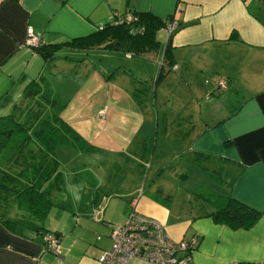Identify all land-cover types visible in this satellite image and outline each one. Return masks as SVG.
<instances>
[{
	"label": "crops",
	"instance_id": "obj_1",
	"mask_svg": "<svg viewBox=\"0 0 264 264\" xmlns=\"http://www.w3.org/2000/svg\"><path fill=\"white\" fill-rule=\"evenodd\" d=\"M132 10H149L166 23L177 21L178 26L171 34L166 24L163 27L167 31L163 46L170 36L175 64L169 72L183 68L185 79L179 74V80L192 79L194 71L208 68L221 75L215 89L224 88L221 90L226 91V98L239 95L235 100L238 103L230 114L205 122L188 149L220 155L242 165L243 169L230 192L238 200L257 208L261 215L250 228L236 229L217 223L209 216L193 219L192 213L181 215V211H171L170 206L157 199L156 190L161 178L153 182L154 186L144 187L147 190L137 189L136 192V186L131 185L132 190L125 193L129 207L132 208L134 200L137 209L159 219L173 239L197 238L188 264H264V0H0V101L8 93L13 102V95L18 98L21 94L20 76L23 73L27 77L35 76L42 68L41 56L26 42L29 26L43 42L63 41L93 31L98 25L110 21L115 11ZM95 50L109 51L92 48L86 54L83 50L63 48L61 57L52 62L49 74L57 75L58 67L62 73L63 67L73 69V66L81 65L82 68L89 62L86 55ZM115 52H119L115 56V76L109 78L115 82V101L120 103L123 100L127 104L131 101L140 108L142 117L143 114L148 115L146 125L154 126V132L145 133L144 123L135 139L153 136L158 133L157 121L163 123L167 116L153 109L156 95L144 106L137 102L131 78L138 76L137 71H141V67L149 65L152 60L148 55L150 51L142 54ZM65 54L72 58H85L75 61ZM223 79L226 80L225 87L219 85ZM66 83L57 86V91L64 95ZM192 98L196 100L189 102L197 103L198 94ZM107 112L106 106L97 115L106 119ZM173 139L177 141L176 137ZM129 147V150L121 149L118 154L137 150L138 145ZM61 152L73 154L70 149L59 146L57 154ZM193 167L201 175L203 171L199 166L194 164ZM109 174L103 183L94 181L93 177L82 185V193L86 188L93 191V205L110 193L113 184L115 188L122 184L118 173L111 171ZM114 176L115 182L112 183L109 179ZM97 185L101 188L99 194L94 190ZM127 185L130 186L129 183ZM226 190L227 193L228 187ZM96 210L93 213L87 211V214L71 211L68 215L56 212L55 223L51 221L49 226L44 225L49 233L59 236V253L49 250L42 236H33L30 229L19 226L13 230L0 222V264H98V256L111 247V227L124 223L130 211L128 208L120 211L119 216L115 211L114 217L112 212ZM97 213L100 214L98 218ZM127 264L154 263L137 256Z\"/></svg>",
	"mask_w": 264,
	"mask_h": 264
},
{
	"label": "trees",
	"instance_id": "obj_2",
	"mask_svg": "<svg viewBox=\"0 0 264 264\" xmlns=\"http://www.w3.org/2000/svg\"><path fill=\"white\" fill-rule=\"evenodd\" d=\"M132 11L137 16L134 22L107 21L87 34L73 36L63 41H41L39 45L32 46L42 58L41 70L32 77H27L24 73L20 76L21 94L16 100L11 102V96L8 93L2 96L0 101V222L10 229L14 230L23 226L30 229L33 236L41 235L42 238L49 233L50 231L41 221L47 217L53 206L66 207L64 203L52 197L53 191L62 189L63 182L57 148L70 146L78 151L96 150L93 144L85 140L60 116L68 98L53 88L48 76L52 62L61 57L59 51L65 48L83 50L87 54L89 49L102 48L142 54L146 51L162 49L159 69L151 83L137 79L135 76L131 77L135 83L133 96L141 106L146 105L149 99H154L156 85L175 64L171 37L169 36L163 47L157 38L158 30L163 28L166 22L149 10ZM135 26L143 28L141 31L132 33L130 29ZM64 56L75 61L85 58V56L72 58L67 54ZM160 122L157 121V127L160 123V128L165 130L166 122L162 123L161 120ZM134 144L138 145L137 150L123 152L124 161L130 163L137 161L139 168L142 167L140 173L144 174L146 162L156 146V137L155 135L139 136ZM188 152L186 159L199 166L215 183L228 187V192H216V189L200 188L199 185L183 202L182 209L189 210L185 213H192L193 219L209 216L213 221L228 225L232 229L253 226L261 215L260 211L238 200L230 192V187L243 169L242 165L209 152L198 150ZM176 163L178 162L170 161L165 164L166 166L161 167L155 178L149 181L148 186L153 184L168 166L171 164L176 166ZM117 167L118 165L115 164V169H118ZM177 177L188 178L189 171L186 168L180 169ZM148 186H146L147 189ZM94 190L98 194L101 192L98 186ZM164 190V185H158L156 195L162 194ZM158 195L157 199L165 206H169L167 199L171 198L172 193L165 194L167 199L160 198ZM44 243L46 244L45 239Z\"/></svg>",
	"mask_w": 264,
	"mask_h": 264
},
{
	"label": "rangeland",
	"instance_id": "obj_3",
	"mask_svg": "<svg viewBox=\"0 0 264 264\" xmlns=\"http://www.w3.org/2000/svg\"><path fill=\"white\" fill-rule=\"evenodd\" d=\"M110 21H113V16ZM166 35L167 31L164 28L157 32V38L160 40L162 47ZM96 51H91L87 55L90 63L87 62L82 68H80L81 65L73 66V69L63 67L64 73H62L59 67L56 66L58 67V70H56L57 75L48 74L55 90L58 85L62 86V82H67L66 87H64L66 95H63L68 100L61 110V118L70 124L85 140L93 144L96 150L78 151L70 146H63L70 149L73 154L67 152L59 154V160H61L59 170L64 177V182L60 191L52 192V197L64 203L66 207L53 206L41 223L45 226H49L48 224L51 221L55 223L56 216L54 215L56 212L68 215L71 211H84V214H87V211L93 213L96 209L98 211L103 209V211L112 212L115 217V211H117L116 216H119L120 211H125L127 208L130 211L131 207H129L125 193L132 190L130 189L132 188L131 185L136 186V192L137 189H143L148 185L150 179L155 178L160 167L170 161L178 163H176V166L174 164L168 166L162 172L163 175L158 176L156 179L161 178L159 185L165 186L163 193L157 194L160 198L167 199L165 194L167 192L172 193L171 198L167 199L171 211H181V215L186 211L188 212V208H185L186 210L182 209V204L192 190L199 185L200 188L217 189L216 192L226 191V186L222 190V186L215 183L206 172H201V175H199V171L193 170L194 164L186 159L189 155L186 149L188 150L189 143L195 138L204 123L218 120L230 114L238 103L235 100L239 95L233 96L231 99L230 97L226 98V91L221 90L224 88H214L219 76H221L220 73H213L208 68H204L198 72L194 71L192 79L183 81L179 80V74L185 79L183 68L178 71L171 70L164 77L165 79L163 78L164 80L156 85V98L153 109L167 116V119L165 118L167 129H165L166 132H162L159 120L158 133L155 134L156 146L146 162L144 174H141L142 167L139 168L137 161L125 162L123 153H118L121 152V149L129 150V146H132L135 142L139 127L144 123L143 130L145 133L154 132V126L152 124L151 127L146 125L148 115L144 116L143 114L142 117L140 108L131 101L128 104L124 103L123 100L120 103L115 101V82L110 81L109 78L115 76V56L119 54L115 51L121 50H109L108 53ZM61 52L62 49L59 53ZM148 55L151 56L152 60L149 61V65L141 67V71H137L139 74L136 78L151 83L152 78L158 72L160 52L150 51ZM132 84H135L134 81ZM16 93L14 91V94ZM196 93L198 94L197 103L192 104L189 101L196 100L192 98ZM209 94H211L210 97ZM13 97L15 100L17 99L16 95H13ZM106 106L108 109L107 117L101 119L97 113ZM148 112L150 111L148 110ZM151 112L150 116L152 117ZM174 137L177 141H174ZM113 151H115V154ZM137 156L139 157V155ZM112 164H117L118 169H115V165ZM184 168L189 171V177L178 178V171L180 169L184 170ZM111 171L119 174L122 184H119L117 188L113 184L110 193L103 196L100 203L93 205L91 202L93 191L86 188L85 193H82V185L90 182L93 177H95L94 181L103 183ZM111 179L112 183L115 182V176L109 180ZM128 183L130 186L127 185ZM151 186H154V184ZM219 188L221 190H218ZM88 191L91 195L88 194Z\"/></svg>",
	"mask_w": 264,
	"mask_h": 264
},
{
	"label": "built area",
	"instance_id": "obj_4",
	"mask_svg": "<svg viewBox=\"0 0 264 264\" xmlns=\"http://www.w3.org/2000/svg\"><path fill=\"white\" fill-rule=\"evenodd\" d=\"M112 16L115 23H131L137 18L132 12L115 11ZM177 26V21L166 23V29L170 34ZM142 28L135 26L130 31L135 33L141 31ZM41 41L40 35L29 26L26 30L27 44L31 47L37 46ZM219 85L225 87L226 81L221 80ZM135 204L133 200L132 208L124 223L111 227V247L98 256V264H127L131 258L137 256L154 264H188L191 252L197 244V238L189 240L171 238L159 219L140 212ZM99 215L97 213V218ZM43 239L49 250L59 253L57 234L47 233Z\"/></svg>",
	"mask_w": 264,
	"mask_h": 264
}]
</instances>
